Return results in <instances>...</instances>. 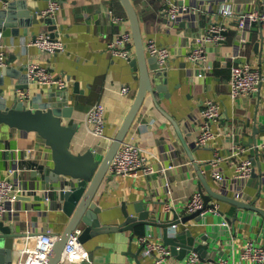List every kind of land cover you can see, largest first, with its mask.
Instances as JSON below:
<instances>
[{
  "label": "crops",
  "instance_id": "1",
  "mask_svg": "<svg viewBox=\"0 0 264 264\" xmlns=\"http://www.w3.org/2000/svg\"><path fill=\"white\" fill-rule=\"evenodd\" d=\"M20 1L26 5L17 4L14 9V21L18 25L12 29L16 27V31L3 34L6 66L18 69L17 76H5L10 82L5 90L7 103L12 105L17 100L16 88L20 86L29 88L28 104L38 95L43 100L66 96L68 103L74 106L73 117L79 124L72 149L82 152L93 148L105 153L110 141L88 132L87 109L94 102L105 103V131L113 137L127 116L140 84L138 62L132 64L131 59L108 49V41L119 30L132 33L124 4L121 0H58L60 7L55 15L54 32L66 47L50 54L32 43L38 32L49 29L48 23L40 19L42 15L37 8L42 10L50 0ZM220 1L187 0L191 15L174 21L163 11L164 0H133L148 59H154L146 47L149 38L168 46L171 52L165 72L161 73L158 66L149 69L152 77L160 72L166 89L156 88L154 82V91H147L125 137L150 149L147 161L156 171L122 176L108 170L94 199L101 206L102 223L119 224L125 219L123 207L135 216L147 207L150 216L173 218L176 213L179 216L187 213L186 201L197 190L203 193L212 190L228 196L212 194L210 202L218 205V212L209 210L202 219L180 222L175 230L170 226L169 231L175 234L190 227L197 237L206 236L203 241L210 247L205 258L238 260L246 240L264 243V147L259 145L264 141V27L252 22L240 28L236 16L253 7L264 8V0ZM8 2L0 0V9ZM222 4H231L235 14H222L219 9ZM23 9L27 10L20 13ZM109 9L123 16L124 21H112ZM221 22L226 25L222 38L204 41L208 28ZM0 28L3 29L1 24ZM132 40L131 58H134L136 47L134 38ZM196 44H203L206 49L208 67L202 75L188 57ZM29 61L64 76L67 87L59 89L39 82L28 83L25 64ZM243 62L259 68L263 80L256 92L233 96L230 69L233 63ZM152 64L157 63L153 60ZM123 85L130 86V92H121ZM208 98L217 101L221 111L219 117L211 121L214 136L199 145L195 139L202 129V109ZM234 143L242 144L243 150L231 154ZM216 155L222 157L219 168L226 177L225 183L212 174L211 159ZM242 159L251 161L253 171L248 178L236 179V164ZM170 164H174L173 167L163 169ZM52 165L50 146L35 131L0 123V174L9 175L18 193L12 212L0 219L21 232L15 237L13 258L7 264H17L24 250L35 244L37 234L48 230L61 234L70 220L64 211L60 190L70 186L74 179L61 176L57 182L47 180V169ZM10 168L14 169L11 173ZM166 203L172 205L170 210L165 209ZM226 219L229 225H223ZM160 230L154 225L137 224L134 229L94 235L84 246L89 253L93 252L91 264H154L151 257L142 254L138 236L152 231L154 238L163 240ZM183 261L173 253L169 257V264H183ZM71 263L75 264L76 260L72 259Z\"/></svg>",
  "mask_w": 264,
  "mask_h": 264
},
{
  "label": "built area",
  "instance_id": "2",
  "mask_svg": "<svg viewBox=\"0 0 264 264\" xmlns=\"http://www.w3.org/2000/svg\"><path fill=\"white\" fill-rule=\"evenodd\" d=\"M187 0H164L163 11L171 20H177L183 15H191L190 7L185 3ZM60 7L58 0H50L48 5L40 10V14L44 17L50 16L55 18L56 12ZM220 12L225 16L234 15V8L231 4H222ZM112 16V21L120 23L124 21V17L115 14L113 9H109ZM189 17V16H188ZM237 24L240 28H245L252 22H258L264 27V8L253 7L250 10L242 11L236 16ZM226 28L224 23L214 24L208 28L203 40L216 41L222 38V32ZM133 35L129 30H119L114 37L108 41V49L115 55L126 59H131L133 51L132 43ZM244 39V38H242ZM32 43L37 45L41 50L47 53H57L65 49L66 45L62 38L51 29H45L38 32ZM148 52L157 57L158 68L161 73L168 68L170 48L160 44L155 38H149L146 42ZM188 57L197 66L198 74L202 75L208 67L206 49L203 44L193 45L189 51ZM6 49L3 43V29L0 28V67L6 66ZM25 70L28 78V83L39 82L56 86L59 89L67 87V80L64 76L54 74L48 67L34 61H29L25 64ZM263 80L262 72L259 68L252 66L248 62L233 63L230 69V85L231 94L248 95L256 92ZM131 88L128 85L121 87V92L128 93ZM16 94L19 100L26 102L30 97L28 87H17ZM106 105L102 101L94 102L85 113V124L90 134L97 138H107L111 142L112 137L106 135L107 117ZM221 111L220 104L213 99L204 100L202 115L204 121L202 129L197 134L195 142L199 145H204L210 138L214 136V131L211 128V121L219 117ZM259 145L264 147V141ZM243 150L242 144L234 143L231 154H236ZM147 153H151L150 149L141 144L125 140L121 143L116 151L109 170L116 175L122 176H138L140 174H150L156 171V168L147 161ZM221 156L216 155L211 159L212 174L221 183H225L226 177L219 168ZM174 164L165 166L163 169L173 167ZM13 168L9 169V173L13 172ZM253 171V166L250 160L242 159L236 164V179L248 178ZM240 194V191H237ZM18 193L11 181L9 175L0 174V218L5 214L12 212L13 202L17 200ZM186 212L190 213L200 209L203 215L207 211L218 212L219 207L216 203L212 206H205L204 196L201 190L195 191L186 201ZM172 205L166 203L165 209L170 210ZM180 215L179 218H181ZM223 225H229V221L223 220ZM179 223H174L175 228ZM81 227H76L69 235L64 247L62 258L59 264H73L71 260H76L75 264H81L85 260H89V252L80 241ZM59 236L54 231H43L36 236L34 245L27 247L17 264H43L48 256L50 249ZM142 243V254L153 259L154 264H169V257L172 250L161 239L154 238L152 231H147L138 236ZM0 264H7L0 262ZM183 264H264V243H256L253 240H246L242 245L239 259L230 257H210L201 258V255L196 250H190L184 257Z\"/></svg>",
  "mask_w": 264,
  "mask_h": 264
},
{
  "label": "water",
  "instance_id": "3",
  "mask_svg": "<svg viewBox=\"0 0 264 264\" xmlns=\"http://www.w3.org/2000/svg\"><path fill=\"white\" fill-rule=\"evenodd\" d=\"M121 1L130 18L136 47V57L131 58V62L132 64L138 62L141 75L134 102L116 134L112 137L105 153L101 154L93 148H88L82 152H75L72 149V139L78 130L79 124L73 117L74 106L68 103L66 96L57 97L55 100H43L38 95L29 102L30 105L17 98L12 105H9L5 97V90L10 82L7 81L5 76H17L18 69L16 67H0V123L13 128L35 131L50 146L53 165L47 169V180L57 182L61 176H69L74 179L70 186L60 190L63 208L70 216V220L65 230L54 241L43 264H59L67 239L78 226L82 229L79 239L83 244L92 236L102 232L134 229L137 224H149L161 229L164 243L169 245L172 253L180 259H184L190 250L198 251L201 258L204 259L210 247L208 242L203 241L206 240L205 234L197 237L192 234V228L190 227L178 230L175 234H171L169 231L170 226L174 223L187 222L193 218L202 219L203 215L200 213V209L186 213L181 218L177 213L173 218H159L158 216H150V210L147 207L141 209L137 216L131 215L123 207L125 219L119 224L102 223L99 216L101 206L95 201L94 197L109 170L116 151L124 141L147 91L153 92L155 86L158 89H166V84L164 85L159 77L160 72L153 77L150 74L149 69L158 66L157 57L153 56L154 59H148L146 56L140 20L133 0ZM224 1L221 0L220 2L223 3ZM17 4L26 5L20 0H11L6 7L0 9V24L5 35L16 31V27L12 29V26L18 25L14 21L16 18L14 9ZM26 10L23 9L20 13H24ZM37 11L40 13L38 8ZM40 19L47 22L48 28L51 30L57 27L56 19L53 17L41 16ZM153 60L157 63L155 66L152 64ZM25 76L28 82L27 74ZM154 82L157 85L154 86ZM212 194L228 198V196L210 190V193H203L205 206L213 205L210 202ZM229 199L239 203L235 198ZM20 233L15 230L14 225L6 224L4 219H0V262L12 260L15 237L21 235ZM92 259L93 252H90L89 260H85L81 264H91L90 260Z\"/></svg>",
  "mask_w": 264,
  "mask_h": 264
}]
</instances>
